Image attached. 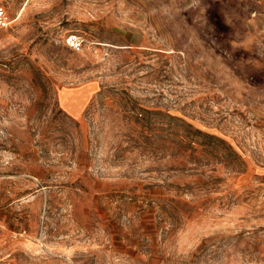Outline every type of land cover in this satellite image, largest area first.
<instances>
[{
  "label": "rangeland",
  "instance_id": "rangeland-1",
  "mask_svg": "<svg viewBox=\"0 0 264 264\" xmlns=\"http://www.w3.org/2000/svg\"><path fill=\"white\" fill-rule=\"evenodd\" d=\"M0 5V264H264V0Z\"/></svg>",
  "mask_w": 264,
  "mask_h": 264
},
{
  "label": "built area",
  "instance_id": "built-area-1",
  "mask_svg": "<svg viewBox=\"0 0 264 264\" xmlns=\"http://www.w3.org/2000/svg\"><path fill=\"white\" fill-rule=\"evenodd\" d=\"M10 20L7 15V10L3 5H0V29L6 28L9 26ZM68 43L75 49H80L82 41L78 35H70L68 37ZM2 248V241L0 238V252Z\"/></svg>",
  "mask_w": 264,
  "mask_h": 264
},
{
  "label": "crops",
  "instance_id": "crops-1",
  "mask_svg": "<svg viewBox=\"0 0 264 264\" xmlns=\"http://www.w3.org/2000/svg\"><path fill=\"white\" fill-rule=\"evenodd\" d=\"M70 97L66 100V102H69ZM73 104V103H72ZM67 105V104H66Z\"/></svg>",
  "mask_w": 264,
  "mask_h": 264
}]
</instances>
